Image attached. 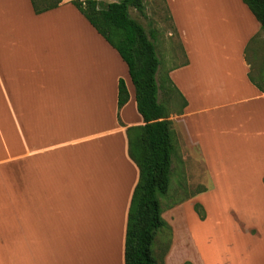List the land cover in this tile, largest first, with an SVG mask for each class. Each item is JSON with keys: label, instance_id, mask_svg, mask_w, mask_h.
<instances>
[{"label": "crops", "instance_id": "obj_1", "mask_svg": "<svg viewBox=\"0 0 264 264\" xmlns=\"http://www.w3.org/2000/svg\"><path fill=\"white\" fill-rule=\"evenodd\" d=\"M71 1L35 14L29 0H0V264H124L138 181L127 129L144 122L126 64ZM163 1L180 46L166 75L186 102L169 116L172 140L203 184L161 215L181 220L197 258H175L177 238L160 262L206 264L194 231L223 223V264H264V92L246 56L264 36L242 0Z\"/></svg>", "mask_w": 264, "mask_h": 264}, {"label": "trees", "instance_id": "obj_2", "mask_svg": "<svg viewBox=\"0 0 264 264\" xmlns=\"http://www.w3.org/2000/svg\"><path fill=\"white\" fill-rule=\"evenodd\" d=\"M35 14L57 8L62 0H29ZM260 26L264 36V0H242ZM71 4L116 50L126 64L137 112L144 124L127 129L128 156L138 169L128 209L124 237V264H156L151 245L156 233L167 226L161 217L158 195L167 193L171 173L172 122L169 111L158 100V91L165 81L175 90L167 75L156 78L159 61L153 35L129 15V8L144 14L142 0H118L102 5L99 0H73ZM170 19V17H169ZM250 82L264 92V73ZM164 80V81H163ZM259 81V82H257ZM128 100L122 80L117 84V109ZM186 102L181 98V108ZM264 184V177L262 179ZM200 219L204 217L199 204L193 205Z\"/></svg>", "mask_w": 264, "mask_h": 264}, {"label": "rangeland", "instance_id": "obj_3", "mask_svg": "<svg viewBox=\"0 0 264 264\" xmlns=\"http://www.w3.org/2000/svg\"><path fill=\"white\" fill-rule=\"evenodd\" d=\"M116 1L118 0H99L102 5H106L107 3ZM142 2L144 4V14L141 15L134 9L129 8V15L144 28L146 34L149 37L150 35H153L152 40L154 41L153 43L155 46V52L159 61L156 78H160V76L162 78L166 75V69H168L170 65L176 64L178 62L180 55L179 42L176 39V33L170 22L169 14L164 5V1L142 0ZM256 41L257 47H255V42L252 41V44L250 43L246 50V56L248 59V63L250 64V75L255 80H257L258 78V74L264 73V40L259 39ZM253 48H257L256 52L253 51ZM158 100L167 108L169 114L176 113L181 108V101L178 99L173 90L168 88V85L165 81L163 82V88L158 91ZM177 130L178 133H181L178 127ZM171 142V173L167 193L157 196L158 200L160 201L161 215L162 213H164L163 216L165 218V221L166 219H170V216L167 213L168 207L170 205V207H172L179 201L188 198L190 196V193L195 191V188L200 182H202L203 184L201 178L193 179L194 175H197V177L201 176L200 174H198V172L194 171V165H192L191 163H189L188 165L180 163L174 139ZM185 149L188 150L190 149V147L186 146ZM189 151L190 155L195 157L194 151L192 149ZM196 167L197 165H195V168ZM206 206L208 208H212V205ZM201 208L204 214V217L202 219H200L195 211L194 214H196L198 219L203 222L205 219V211L202 206ZM184 228L185 227L182 226L181 220L179 219V224L177 226L171 228L167 225L156 233L151 245L153 255L156 258V264H162V262H160L162 254H164L165 250L171 248L172 239L174 243L177 238L179 239V242L177 244L179 253L177 252V250H175V258H178L179 261L182 259L190 261L191 259L193 260L194 257L197 258L193 246L191 245L192 237L190 239V234L185 233ZM28 229L31 237L32 247H35L36 250H27V252L33 253L37 251V245L35 244V229L37 230V227L35 223H28ZM174 229H180L181 232L177 233L176 231L175 234H173ZM202 229L203 230L199 232L194 231V237L201 239L200 248L205 263L223 264V262L225 261L224 258L226 237L224 224L205 223L202 226ZM34 263L35 261L31 262V264ZM39 264L48 263L46 261H39Z\"/></svg>", "mask_w": 264, "mask_h": 264}]
</instances>
